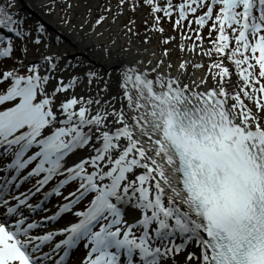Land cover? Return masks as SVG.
<instances>
[{"label":"snow or ice","instance_id":"6c2138e0","mask_svg":"<svg viewBox=\"0 0 264 264\" xmlns=\"http://www.w3.org/2000/svg\"><path fill=\"white\" fill-rule=\"evenodd\" d=\"M15 7L0 4V30L41 46L47 29L33 42ZM145 8L147 31L168 18L209 63L166 48L81 74L52 50L25 64L27 43L14 59L0 32V264H264V0H108L92 31Z\"/></svg>","mask_w":264,"mask_h":264},{"label":"rangeland","instance_id":"374dc122","mask_svg":"<svg viewBox=\"0 0 264 264\" xmlns=\"http://www.w3.org/2000/svg\"><path fill=\"white\" fill-rule=\"evenodd\" d=\"M59 1L60 5V17L58 19L59 24H63L65 26L69 25V23H72L75 28L79 29V31L83 32V29H86L88 32H92L91 25L95 23V20L98 18V16L101 14V7L108 3V0H57ZM53 1L49 2L48 5L44 6V11L51 13L53 12L52 9V3ZM161 3H164L165 0H160ZM178 0H173V3H177ZM18 1L16 0V7L17 10L19 8ZM78 4H83V6H79ZM115 4L116 0H111V6L113 7V11H115ZM68 5H71V7H68ZM20 9V8H19ZM202 14L201 12H197V16ZM109 16L108 21L105 22L106 29H109L110 34L109 38H118L120 41L123 39L126 40V45H129V40H131V43L140 44L142 45L145 40V37H148V42L146 43V46L148 49L156 50L158 49L159 55L163 52L164 49H169V55L165 57L164 59H167L168 61L174 62L178 61V59H190L192 63L200 62L205 65L209 63V58L207 56H202L200 52V48L197 47L195 52H188L187 48H190L193 44H200V41H197L195 38V34L191 31H189L187 28L184 29L183 33L179 28H175L172 21H170L168 18H164L160 21V27L164 28V33L161 34L159 32H149L147 29L151 26V17L148 16V10L147 8L143 10H138L136 13H132L131 11L126 12L116 24L111 23V15L110 13L107 14ZM19 16L24 18L23 23V29H28L30 25H38L41 23V21L38 20V18L34 17V15L28 13L27 11L20 10ZM129 17L133 18L136 21L135 25V32L136 35H125L123 31V26L128 23ZM148 19L149 23L146 25L144 23L145 19ZM192 17L189 16V20H191ZM83 20V22H81ZM187 24V21L184 22ZM211 23V22H209ZM90 24V25H89ZM198 26L193 22L191 24L192 29H196ZM117 30V31H116ZM211 31V29L208 26H205L202 30H200V35L204 37L203 40V46L205 48H210L212 45L209 41L208 33ZM48 33V32H46ZM46 33L43 35L42 38V45L41 46H34V43H27L25 41L19 40L18 46L21 48L22 46L27 43V47L31 49L30 54L28 55L26 61L27 64L30 61H36L39 59L41 53H48L51 46L55 47L53 43H51L52 38L49 34L46 35ZM32 40L34 42L36 38V34L32 33ZM162 36L163 37H173L174 39L171 40L168 44L162 43ZM190 36L191 39L183 38ZM183 38V44L186 46L185 51L181 52L178 45L181 42ZM20 39V38H19ZM49 41V42H48ZM56 42L59 44V46H56L57 51L54 53L55 55H62L61 63H64L65 61L72 63V58L69 57L74 52V48L70 45H63L64 39L62 37L56 36ZM55 42V43H56ZM62 42V43H61ZM61 43V44H60ZM46 44L47 47H44L43 45ZM22 53V52H21ZM14 56H16V53H14ZM2 62H8L9 64H12L13 61H7L3 60ZM191 65V63H190ZM21 71H26V69H22ZM119 76V74H117ZM74 190V189H70ZM55 202H57V198L55 199ZM83 251L78 252L79 256L77 257V260H79L83 254Z\"/></svg>","mask_w":264,"mask_h":264},{"label":"bare ground","instance_id":"6f19581e","mask_svg":"<svg viewBox=\"0 0 264 264\" xmlns=\"http://www.w3.org/2000/svg\"><path fill=\"white\" fill-rule=\"evenodd\" d=\"M48 4L49 0H20L18 3L24 11L33 14L34 17L41 21V24L47 26L48 31L55 38L56 36L62 37V39H64V46L70 45L74 48V52L69 55V57H72V64L77 65L78 61L83 62L75 68L76 72L82 74L89 66H91L101 73H107L110 76H118L117 74H119L125 66L117 63L119 60L131 61L140 58L145 61L142 67H151L152 65L147 64V61L151 59L153 64H155L156 57H159V54L147 48L146 43H143L142 45L137 43L126 45L125 39L120 41L118 38H113L116 43L115 45L110 44V41L113 39L109 38L110 31L109 29H106L105 23L102 28L98 29L104 32V36L101 38H97L93 31L88 32L86 29H83V32L79 31V29L75 28L72 23H69L67 26L59 24V2L51 3L53 6V12L51 13L44 11V6ZM78 5L84 7L83 4ZM81 22H83V20ZM55 42L56 39L51 41V43L55 45V47L51 46L50 48L53 53L57 51L56 46H59V44ZM101 44L107 46L110 49V52L104 53L100 46ZM153 53H155V55H153ZM178 60L182 59L179 58ZM175 62L177 61H174L173 63L175 64ZM68 71L72 72L73 69H69ZM204 73L205 69H193L192 66L189 65L188 75L192 76V78H198ZM65 75H67V73H65ZM113 87H115V85H113ZM85 91L90 90L77 89V93L81 95H83Z\"/></svg>","mask_w":264,"mask_h":264},{"label":"trees","instance_id":"16d2710c","mask_svg":"<svg viewBox=\"0 0 264 264\" xmlns=\"http://www.w3.org/2000/svg\"><path fill=\"white\" fill-rule=\"evenodd\" d=\"M6 2V0H0V4H3V3H5ZM0 32H3V34H5V35H7V32H4V30H0ZM7 44V41L5 40L4 42H3V46H5Z\"/></svg>","mask_w":264,"mask_h":264}]
</instances>
